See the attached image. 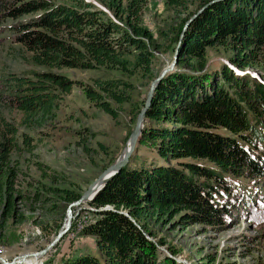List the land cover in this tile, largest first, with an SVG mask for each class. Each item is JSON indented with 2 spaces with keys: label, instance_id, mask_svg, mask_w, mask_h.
I'll list each match as a JSON object with an SVG mask.
<instances>
[{
  "label": "trees",
  "instance_id": "16d2710c",
  "mask_svg": "<svg viewBox=\"0 0 264 264\" xmlns=\"http://www.w3.org/2000/svg\"><path fill=\"white\" fill-rule=\"evenodd\" d=\"M96 1L102 8L91 0H0V21L29 17L11 27L12 40L42 68L0 75V104L21 114L18 124L0 117V227L17 217L19 203L43 199L41 188L24 185L21 163L35 149L25 129L54 118L58 99L74 85L115 119L116 107L132 98L134 80L151 75L159 46L142 26L146 0ZM188 2L165 0L174 11L187 10ZM192 15L175 31L177 68L157 85L137 142L166 163L128 162L117 172L89 202L95 218L82 230L95 238L100 256L81 254L64 264H177L159 250L163 240L150 239L147 218L218 228L236 213L254 225L264 223V83L229 64L207 63L208 48L218 46L230 51L236 68L264 63V0L215 2L180 37ZM65 69L108 75L84 82L58 71ZM36 163L43 176L58 181L55 172L46 174L48 166ZM241 177L253 183L254 196L232 180ZM47 190L66 205L80 197L68 188ZM18 216L21 222L24 216Z\"/></svg>",
  "mask_w": 264,
  "mask_h": 264
},
{
  "label": "rangeland",
  "instance_id": "374dc122",
  "mask_svg": "<svg viewBox=\"0 0 264 264\" xmlns=\"http://www.w3.org/2000/svg\"><path fill=\"white\" fill-rule=\"evenodd\" d=\"M91 1L98 3L96 0ZM188 1L187 10L174 11L165 4V0H146L142 11V26L153 34L154 42L159 48L153 50L151 75L134 80L132 98L130 102L115 106L117 109L115 119L92 105L82 94L80 87L74 85L69 93L62 94L58 99L54 118L35 129H25L34 136L35 149L34 155H26L27 159L21 163L23 172L27 174L23 176L24 185L41 188L44 195L42 201L34 205L19 203L16 208L17 217L10 218L3 227H0L1 256L11 260L23 253L42 249L61 229L68 205L60 196L47 190V187L68 188L81 195L122 153L136 117L145 102L150 82L172 61L177 46L176 29L185 18L194 14L208 0ZM98 6L102 8L100 3ZM28 18L0 21V75L9 72L21 74L30 69L42 70L41 67L30 63L29 54L12 40L11 27L18 21ZM230 54V51L222 46L209 47L207 50L209 68H217L223 63L229 64L239 73L249 74L264 83V63L261 66L239 69L229 63ZM58 71L84 82L108 75L103 70ZM111 75L116 76L117 73ZM1 116L17 124L21 119L18 111L0 104ZM20 129L24 127L20 125ZM195 161L202 163L201 160ZM36 162L48 166L45 168L47 175L55 172L58 181L43 176L44 173L38 169ZM128 162L131 167L166 163L146 143H136ZM232 180L239 187L244 186L245 193L254 196L255 186L249 179L241 177ZM90 208L87 202L72 208L73 216L69 230L47 254L41 257L42 264H64L69 259L86 253L100 256L95 238L82 235L85 224L95 218ZM18 214L24 216L21 222H16L19 219ZM237 215L233 213L229 220L218 228L201 223L187 226L164 224L153 218H147L145 221L147 229L153 234L150 239L163 240L164 244L158 246L159 250L173 258L177 264H264V223L254 225ZM31 261L35 264L40 263L37 259Z\"/></svg>",
  "mask_w": 264,
  "mask_h": 264
},
{
  "label": "water",
  "instance_id": "95a60500",
  "mask_svg": "<svg viewBox=\"0 0 264 264\" xmlns=\"http://www.w3.org/2000/svg\"><path fill=\"white\" fill-rule=\"evenodd\" d=\"M218 1H221V0L210 1L209 3L204 5L202 8H200L194 15H192L186 21L180 37L183 36V33L186 31V29L188 28L190 23L199 14H201V12L204 9H206L208 6H210L211 4L218 2ZM179 45H180V40L177 43V46L175 48V51H174V54L172 57V61L169 62L167 65H165L160 70L158 75L150 82V85H149V88H148V91L146 94L145 102H144L143 107L141 108V110L139 111V113L136 117L134 127L130 133V136H129L125 146H124L122 153L88 185V187L80 195L79 198H77L76 200H74L68 204L65 222H64L63 226L61 227V229L56 233L54 238L44 248L39 249V250L34 251V252L23 253L21 255L15 256L11 260H7V258L0 255V262L1 263H3V264H27L25 261H26V257H29V256H39L41 259V257L44 256L45 254H47L48 251L50 249H52L63 238V236L69 230L70 225H71V219L73 216L72 208L76 205L83 203V202H87V203L91 202V200L104 187V185L117 172H119L124 166H126L128 164L129 158L135 149V146H136V143H137L139 137L141 136L142 129L144 127L146 112L151 105L152 97H153V94H154V91H155L157 85L165 77L166 74H168V73H170L176 69V65L178 62ZM107 208H109V206H105L102 209H107ZM39 264H42V260L40 261Z\"/></svg>",
  "mask_w": 264,
  "mask_h": 264
},
{
  "label": "bare ground",
  "instance_id": "6f19581e",
  "mask_svg": "<svg viewBox=\"0 0 264 264\" xmlns=\"http://www.w3.org/2000/svg\"><path fill=\"white\" fill-rule=\"evenodd\" d=\"M32 259H37L38 261H41L39 256H29V257H26V261L25 262H27V264L28 263L29 264H35V263H33V261H31Z\"/></svg>",
  "mask_w": 264,
  "mask_h": 264
}]
</instances>
